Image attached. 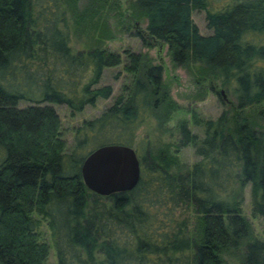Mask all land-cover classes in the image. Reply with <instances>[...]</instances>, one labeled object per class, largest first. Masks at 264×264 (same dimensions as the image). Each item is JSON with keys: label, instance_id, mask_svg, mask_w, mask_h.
<instances>
[{"label": "trees", "instance_id": "1", "mask_svg": "<svg viewBox=\"0 0 264 264\" xmlns=\"http://www.w3.org/2000/svg\"><path fill=\"white\" fill-rule=\"evenodd\" d=\"M78 1L0 0V264H45L37 218L46 221L56 264H225L221 254L230 248L241 250L240 264H264V241L251 236L241 212L248 186L264 234L263 111H253L264 107V0L128 4L130 16L145 22V35L134 32L145 45H165L173 67L217 79L234 98L215 119L191 112L201 138L180 121L176 148L191 147L197 158L183 172L172 170L178 162L167 149L151 153L147 140L134 143L149 115L164 122L177 108L162 65L129 49L123 56L105 47L73 50L69 18L110 39L104 17L119 15L116 0H84L80 9ZM193 10H204L209 34L198 32ZM120 64L129 81L72 129L68 147L52 104L73 117L109 98L111 86L99 81ZM104 145H135L140 176L131 191L100 197L83 186L84 158ZM182 209L191 211L190 225Z\"/></svg>", "mask_w": 264, "mask_h": 264}, {"label": "rangeland", "instance_id": "2", "mask_svg": "<svg viewBox=\"0 0 264 264\" xmlns=\"http://www.w3.org/2000/svg\"><path fill=\"white\" fill-rule=\"evenodd\" d=\"M114 1V0H113ZM131 0H116L119 8V15H115L114 10H110L105 15V21L110 29V39H100L98 28L94 27L90 22H81L73 24V20L69 18V45L73 50L86 49L90 47H105L123 56V50L129 49L134 52L145 54L152 64H158L156 52L158 43H153L149 40L150 45H145L140 37L134 34V24L139 23L141 28L145 27V22L137 18H132L128 10V4ZM227 0H219L217 3H212L213 6H219ZM84 0L78 1V9L83 6ZM121 14V16H120ZM191 19L196 25L200 34H209L210 30L206 27L204 10H193ZM160 57L163 61L161 78L167 86L168 96L171 101L176 104V109L171 111L168 119L160 122L153 115H149L137 130L134 143L140 140L148 141V150L154 153L158 149H167L168 152L176 156L178 165L172 170L183 172L188 170L190 166L197 160L194 156L191 147L176 148L178 141V127L180 121H185L190 133L197 137H202V128L195 127L191 121V112H195L202 119H215L222 111L232 107L234 98L232 94L226 92L220 85L217 79L209 80L205 78L199 80L183 67H173L166 53V46L163 45L160 52ZM123 59V58H122ZM122 64L112 68H105L102 72L99 85L109 84L112 88L111 96L107 99H97L93 106H85L83 110L76 113L73 117L68 114L67 108L62 105L52 104L54 110L58 114L61 122V135L66 141L68 147L72 144V129L77 127L82 119H89L97 116L113 99L121 92V85L129 81L130 75H126L122 70ZM118 77L114 78V74ZM222 90L226 99L225 102L219 94ZM230 103V104H229ZM26 106L24 101L18 103V107ZM261 119L257 120V124L264 125V107L257 111L254 107L253 111L260 112ZM135 148V145L132 146ZM243 217L247 220L250 226V234L253 238L264 241L261 220L258 217H253L251 214L249 188L243 190V202L241 206ZM180 219H187L189 225L192 220L191 211L184 209L179 211ZM36 219V215H33ZM38 219L36 228L39 236V241L48 246V255L45 264H56L55 252L50 240V232L46 226V221ZM241 250L227 249L221 254V260L225 264H240Z\"/></svg>", "mask_w": 264, "mask_h": 264}, {"label": "water", "instance_id": "3", "mask_svg": "<svg viewBox=\"0 0 264 264\" xmlns=\"http://www.w3.org/2000/svg\"><path fill=\"white\" fill-rule=\"evenodd\" d=\"M134 30L145 35L144 28L138 22L134 24ZM161 50L162 46L159 45L156 52L159 65L163 64ZM218 92L227 102L223 91ZM139 176L140 166L134 149L122 145H104L94 149L80 167L83 186L100 197L131 191L137 185Z\"/></svg>", "mask_w": 264, "mask_h": 264}]
</instances>
